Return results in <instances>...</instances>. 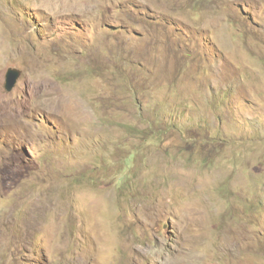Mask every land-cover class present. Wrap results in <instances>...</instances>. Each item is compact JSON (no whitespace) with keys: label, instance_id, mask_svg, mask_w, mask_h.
Here are the masks:
<instances>
[{"label":"rangeland","instance_id":"1","mask_svg":"<svg viewBox=\"0 0 264 264\" xmlns=\"http://www.w3.org/2000/svg\"><path fill=\"white\" fill-rule=\"evenodd\" d=\"M0 264H264V0H0Z\"/></svg>","mask_w":264,"mask_h":264},{"label":"water","instance_id":"2","mask_svg":"<svg viewBox=\"0 0 264 264\" xmlns=\"http://www.w3.org/2000/svg\"><path fill=\"white\" fill-rule=\"evenodd\" d=\"M21 75V71L15 68L8 69L6 73L5 88L7 91H12L17 84V81Z\"/></svg>","mask_w":264,"mask_h":264},{"label":"trees","instance_id":"3","mask_svg":"<svg viewBox=\"0 0 264 264\" xmlns=\"http://www.w3.org/2000/svg\"><path fill=\"white\" fill-rule=\"evenodd\" d=\"M121 179H122V178H121V177H119V178H118V181H120Z\"/></svg>","mask_w":264,"mask_h":264}]
</instances>
